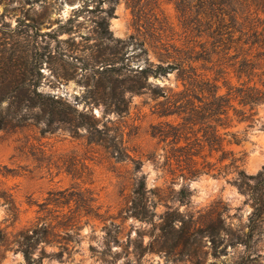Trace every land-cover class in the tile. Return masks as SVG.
I'll list each match as a JSON object with an SVG mask.
<instances>
[{
  "label": "rangeland",
  "instance_id": "374dc122",
  "mask_svg": "<svg viewBox=\"0 0 264 264\" xmlns=\"http://www.w3.org/2000/svg\"><path fill=\"white\" fill-rule=\"evenodd\" d=\"M86 2L90 8L110 4L108 0H0V52L9 53L15 48L23 51L25 38L37 37L34 25L41 24L39 31L49 32L79 9V30L81 34H91L97 12L84 9ZM112 4L115 15L110 18V28L114 37L129 41L133 35L134 42L146 40L149 51L142 58L148 56L151 61L160 62L159 53L164 50L158 49L157 41L151 37L155 27L168 38L182 41L186 37L173 0H114ZM67 37L69 34L60 36ZM44 38L47 37H38L42 46L48 40ZM77 39L78 49L68 53L85 57L94 38ZM134 44L130 45L129 54L137 51H133ZM69 48L51 38L49 50L56 54L43 65L41 90L63 97L79 111L92 107L101 119L100 126L107 123L112 130L109 135L92 134L83 127L77 130L68 122L49 126L38 111L24 110L14 116L8 110V102L1 105L0 227L6 229L8 236L0 240V264L36 263L16 249L20 231L33 236L28 242L35 246L33 259L41 258L40 264H235L243 258L249 259V264H264V236L250 246L212 241L220 232L222 236H233L240 228L249 230L246 225L253 210L252 195L260 187L261 177H239L230 168L221 174L203 172L185 182L178 168L166 164L170 147L151 136V126L167 120L159 116L164 109L158 104L164 97L135 94L128 114L123 115L106 112L102 104L87 105L86 77L81 68L76 78L57 80L51 76L60 63L72 67L58 57L59 50ZM41 51H45L43 47L39 48ZM138 64L146 62L131 58V66ZM198 65L201 67V62ZM49 80L56 83L50 84ZM150 82L164 89L181 88L177 71L150 76ZM97 95L103 96L102 92ZM256 117L255 126L240 134L245 135L243 141L228 146L244 154L242 168L248 175L264 170V104ZM247 125L240 123L234 130L245 131ZM123 144L132 157L142 161L140 171H136L131 160L118 158ZM142 174L149 192L135 198L133 190ZM243 181L249 182L248 190L241 188ZM185 183L192 191L189 204L176 198ZM135 200L148 204L155 213L151 220L132 214L129 208ZM167 205L177 211L179 218L173 227L164 225ZM180 218L188 226L201 227L186 242ZM44 226H50L49 235ZM35 231L41 237L37 243Z\"/></svg>",
  "mask_w": 264,
  "mask_h": 264
},
{
  "label": "trees",
  "instance_id": "16d2710c",
  "mask_svg": "<svg viewBox=\"0 0 264 264\" xmlns=\"http://www.w3.org/2000/svg\"><path fill=\"white\" fill-rule=\"evenodd\" d=\"M108 1L110 4L107 7L90 8L88 2L84 4V9L97 12L92 20L91 34L84 35L79 30V9L57 29L49 32H40L41 24L34 25L37 37L30 35L32 39L25 38L23 51L17 48L9 53L1 51L0 107L8 102V110L14 116L24 110L38 111L49 126L68 122L77 130L83 127L92 134H110L112 129L107 123L103 124V128L100 126L101 119L92 107L79 111L63 97L41 90L44 84L43 65L48 64L56 54L49 50L51 38L69 45V49L59 50L58 57L72 66L67 68L60 63V67L53 70L52 79L76 78L81 68L82 76L86 77L87 105L102 104L106 112L123 115L128 114L135 94L149 93L155 99L164 97V101L158 104L164 109L159 116L167 120L152 125L151 136L170 147L166 151V164L170 168H178L185 182L203 172L221 174L230 168L239 177H261L260 187L255 188L252 195L253 210L246 225L249 230L245 231L243 227L233 236H222L220 232L212 238L213 243L227 241L234 246H250L264 236V170L258 175H248L242 168L244 154L228 146L243 141L245 135L240 134L255 126L258 108L264 104V0H173L186 37L182 41L168 38L155 27L156 32L151 37L153 42L157 41V48L164 50L159 53V63L151 61L148 56L142 58L149 51V47H145L146 40L136 38L134 42L133 35L129 41L114 37L110 18L115 15V6L112 4L114 0ZM62 34H69V37L62 39ZM39 36L48 38L45 45L38 41ZM78 36L81 41L94 38L88 48L89 53L82 58L68 53L78 49ZM132 43H135L133 51H137L129 54ZM149 46L152 48L153 44ZM40 47L45 51L39 52ZM66 57H72L71 61ZM133 57L137 61L144 59L146 64L131 66ZM200 62L201 67L198 65ZM173 71H177L178 87H181L178 90L153 86L150 82V76L168 75ZM48 83L55 84L56 80H49ZM98 92H102L103 96L99 97ZM243 122L248 123L245 131L234 130ZM121 147L118 158L131 160L136 164V171H140L142 161L132 157L125 145ZM213 156L215 161H210ZM240 185L248 190L250 184L243 181ZM148 192L145 174H142L136 181L133 195L142 198ZM191 195L192 191L185 183L176 198L189 204ZM148 207L147 203L135 200L129 209L133 215L151 220L155 213ZM167 209L164 225L173 227L179 221L177 211L168 205ZM180 220L182 233H185L182 238L186 236L184 242L201 231V227L197 229L196 226H188L186 220ZM44 229L47 235L51 233L50 226H44ZM35 233L37 243L41 237L38 232ZM7 236L6 229L0 227V240H5ZM30 238L33 236H26L24 231H20L16 249L22 250L28 259L36 262L34 264H40L41 258L33 259L35 246L29 244ZM218 246L215 245V248ZM235 264H249V259L237 260Z\"/></svg>",
  "mask_w": 264,
  "mask_h": 264
}]
</instances>
